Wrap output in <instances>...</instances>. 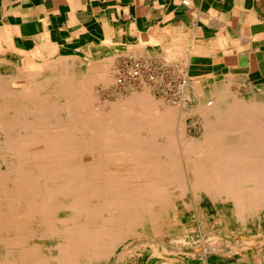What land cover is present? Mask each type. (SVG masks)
Returning a JSON list of instances; mask_svg holds the SVG:
<instances>
[{"label": "bare ground", "instance_id": "1", "mask_svg": "<svg viewBox=\"0 0 264 264\" xmlns=\"http://www.w3.org/2000/svg\"><path fill=\"white\" fill-rule=\"evenodd\" d=\"M73 5L29 34L20 18L0 13V264H127L118 253L127 240L138 264H185L184 248H160L151 237L173 232L184 244L179 223L192 224V208L210 214V238L226 237L219 242L229 255L264 250L263 85L238 99L226 78L241 83L224 68L222 76L188 75L171 66L181 53L187 63L216 54L182 26L124 33L115 24L113 38L94 42ZM121 44L132 46L125 56L134 61L172 62L167 68L182 79L177 97L199 117V139L184 136L185 111L156 100L146 82L116 76ZM97 84L134 92L99 107ZM254 228L260 242L256 234L234 240Z\"/></svg>", "mask_w": 264, "mask_h": 264}, {"label": "crops", "instance_id": "2", "mask_svg": "<svg viewBox=\"0 0 264 264\" xmlns=\"http://www.w3.org/2000/svg\"><path fill=\"white\" fill-rule=\"evenodd\" d=\"M72 3V16L94 42L113 38L115 24L124 33L164 34V24L172 31L182 26L196 33L201 50L216 52L215 62L238 82L264 87V0H0V13L20 18V29L29 34L42 32L43 20H61ZM211 61L202 57L199 70L212 68Z\"/></svg>", "mask_w": 264, "mask_h": 264}, {"label": "rangeland", "instance_id": "3", "mask_svg": "<svg viewBox=\"0 0 264 264\" xmlns=\"http://www.w3.org/2000/svg\"><path fill=\"white\" fill-rule=\"evenodd\" d=\"M36 29H38V26ZM35 32H37V30H35L32 33H35ZM26 44H27L26 45L27 49L31 50L34 48V41L30 40ZM198 44L199 43H197V47L199 46ZM120 46H122V47H120ZM120 46H116V48L118 49V52L120 54L116 57V60H114V64H113V66H116V68H117V70L115 72L116 76H118V78L121 77L123 80L131 81L132 82L131 84L136 85V86H139L141 83H133V81H138V82L144 81V82H146L148 85L151 86V88L147 87L144 89L145 90L148 89L147 91L151 95H153V97L156 100H159L161 102L163 101L162 103L164 105L166 104V105L175 106L176 109L179 111V114H181V112H180L181 109H182L181 111H185L184 114H182L183 116H182V120H181L182 128H183V134L186 138H189V139L194 140V141L199 139L201 136V132H200L201 126H200V120H199L198 115L191 116L192 114L186 113L187 112L186 108L184 106H182L184 101L182 100L181 97H179V96L177 97V94H178L177 90H178L180 83L182 82L181 77L177 74V73H179V71L178 70L174 71L170 67L167 68L169 63L165 64V62L162 63L161 61H159L158 59L162 58L160 56H158L159 57L158 59H153V60L148 59L150 57L148 55H147V57H148L147 59H145V57L137 56L138 58L142 59L143 62H140L137 60L134 61L133 58H131V57L128 58L125 56L128 54L126 50L132 51L131 50L132 46L130 47V45H129L127 47L125 44H121ZM129 47L131 49H129ZM198 48L201 50L200 47H198ZM142 50H145V48L144 49L140 48V51H142ZM185 55H187V54H185ZM185 55H183V53H181V55H179V59L177 57L178 61L175 58L176 64H174V60L172 59L173 64H171L172 63L171 62L170 63L171 66L172 65L175 67L180 66L181 68L184 67L183 72L186 71L188 73V75L211 73V74H220L222 76V74L225 73V70H223L224 66L222 65V62H220V63L215 62V60L217 59L216 54H211V56H207V57H205V55H203L201 57L198 56L199 61H200V58L202 59V57H203V59L205 58V59L212 60L211 62H213V66H212V68H210L208 70H199L198 68L200 66H197V63H199V61L197 62V60L195 61L196 63L195 62H192V63L184 62L186 59ZM180 59L182 62L181 61L179 62ZM168 62H170V61H168ZM170 64H169V66H170ZM224 69H226V68H224ZM229 74H231V73L229 72ZM228 77L229 76H227V78ZM227 78H226V81L229 82L228 90L230 91L231 95H233L235 98L238 97V99H243L246 96L248 89L251 88V86L246 85V84L238 85L237 82H235L231 76L228 79ZM232 85H234V86H232ZM230 89H233V90H230ZM93 90H94V93L96 94L95 96H96L97 102L95 101L96 102L95 104H98V102H99L100 103V104H98V106L100 105L99 107H101V106L103 107V105H104V106H106V108H108V106H111V104L113 102L115 103V101H117L120 97H126L127 95L131 94V91L134 92V90H132L131 87L121 88V87L116 86L115 84H112L110 87H103L102 84H97L94 86ZM135 91L141 92V91H143V89L142 90L141 89H135ZM174 98H176V99H174ZM212 98H214V97H212ZM103 102H105V103H103ZM187 102H188V100H187ZM187 102H184V104H186ZM176 145H180V144L176 143ZM186 199H187V197H186ZM196 209L192 208V212H193L191 214V216L193 218L192 224L187 225L185 223V225H184V224L179 223L180 226L182 225V227H184L186 229V230L184 229L182 231L184 233V236L186 235L184 237L185 241H186L185 243H187L189 246L191 245L193 247L184 246L185 243L183 244L182 242L177 243L176 240L173 239L174 237L172 236L174 233L173 232L167 233L166 231L165 232L163 231L164 233H162L163 235L161 234L162 236L160 235L161 232H159L154 238L151 237L153 239V243L158 245L160 248H163L165 246L167 249H169V248L170 249H176V247H177L176 245H179V247H181L182 249L184 248V250H186L188 252L187 253L188 254L187 260H186L185 264H199V263L200 264H264V257H263L264 256V250H261L260 248L257 249L256 246L252 250L248 249L246 251L245 256L243 255L242 259L240 258L238 260L237 257H234L235 255H229L228 248L225 249L224 245H222L223 241L225 239H227L226 237L224 238L223 236L218 235L217 237L220 239H218L216 236H213L214 239L210 238L211 234H212L211 232L213 231L212 230L213 224H212L211 220L209 219L210 214L206 213L205 211H202V213H200L201 214L200 215L199 211ZM194 219L196 222L194 221ZM205 227H206V229H205ZM194 229H195V231H194ZM191 230H193V231H191ZM257 230L258 229L254 228V231L253 230L252 231H246L248 234L246 232H241L240 234H235L234 240H237L239 243H242L243 242L242 237L245 236V237L251 238L252 237L251 235L254 236L256 234V236L260 237V239L257 238V242H260L263 234L257 233ZM195 232H196V234H195ZM192 234H193V236H192ZM200 234L201 235L203 234V235L201 236ZM170 236L172 238H170ZM206 236H207V238L208 237L209 238L207 239ZM215 237L217 239H215ZM196 238L197 239L200 238V239H198L199 241H197ZM172 239H173V241H172ZM209 239H211V240H209ZM174 240H175V242H174ZM214 240H216L217 242H219V240H220V241H222V243L221 242L217 243L216 241H215L216 242L215 243ZM128 243H129V240L122 243V245L119 247L118 253L121 255L125 254V256L128 258V260L130 259L129 261L126 260L127 264L128 263L129 264H138L139 263L138 254L136 251H134V253L130 251L129 246L126 245ZM201 243H203V244L201 245ZM210 244H212V245H210ZM139 245H140V243H138V247H139ZM221 249L222 250L224 249V250L221 251ZM127 251H130V252H127ZM211 251H213V252L215 251V252L213 253ZM225 252H227V253H225ZM258 253H259V255H258Z\"/></svg>", "mask_w": 264, "mask_h": 264}]
</instances>
